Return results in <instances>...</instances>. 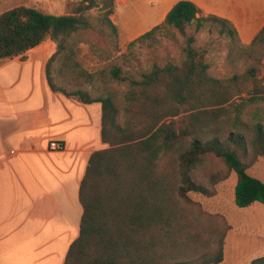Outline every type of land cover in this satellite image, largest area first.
Instances as JSON below:
<instances>
[{"label": "trees", "instance_id": "obj_1", "mask_svg": "<svg viewBox=\"0 0 264 264\" xmlns=\"http://www.w3.org/2000/svg\"><path fill=\"white\" fill-rule=\"evenodd\" d=\"M83 4L80 13L95 7L96 0H83ZM198 15L201 11L195 4L181 1L161 26L136 40L143 41L163 27L179 33L187 43L181 66H155L140 82L132 83L150 92L146 97L153 110L148 116L151 123L141 133L127 136L120 128L121 139L112 141L108 134L115 112L111 101L88 100L78 93L83 103L102 104L101 137L110 148L96 151L89 160L79 191L83 208L80 234L65 264L221 263L225 230L211 227L220 236L210 243L204 224L190 219L178 222L185 213L181 201L191 203L189 193L215 195L214 189L196 183L191 174L210 155L221 158L236 173L238 207L264 204V181L249 173L264 156V125H255L247 136L240 131L241 120L236 119L230 128L223 121L242 93L237 83L244 77L222 80L210 76L205 52L194 47L195 35L206 21L221 24L222 34L236 37V32L225 20ZM90 27L83 15H54L27 6L13 8L0 15V60L25 61L28 52L49 37L61 50L65 40ZM193 27L194 33L190 32ZM263 36L264 29L253 43ZM119 75L114 71L122 80ZM47 79L52 91L74 96L58 90L49 72ZM167 157L171 159L170 172L159 177L158 163ZM221 180L212 179V187ZM251 264H264V257Z\"/></svg>", "mask_w": 264, "mask_h": 264}, {"label": "rangeland", "instance_id": "obj_2", "mask_svg": "<svg viewBox=\"0 0 264 264\" xmlns=\"http://www.w3.org/2000/svg\"><path fill=\"white\" fill-rule=\"evenodd\" d=\"M128 1L142 2V11H153L156 7V0H96L95 7L80 13L83 0H0V15L27 6L49 14L87 18L91 27L65 40L63 49L60 50L50 37L45 41L43 47L50 52L47 72L54 86L65 94L74 95L71 96L73 99L78 100L81 97L78 93H82L88 100L102 98L111 101L115 112L113 121L109 122L108 134L112 141L121 139L120 128L125 135L133 136L151 123L148 116L153 110L149 109L146 97L150 92L145 93L143 87L132 83L140 82L143 75L155 66H181L186 60V39L163 27L154 35L136 42L163 23L129 37L127 28L136 27L140 14L137 6H128L130 9L125 11ZM222 28L221 24L206 21L195 35L194 47L205 52L210 76L222 80L244 77L237 83L242 93L234 99L223 121L230 128L236 119L241 120L240 131L249 136L255 125H264V36L255 44L243 46L236 37L222 34ZM194 31L195 27L191 28L190 32ZM114 71L122 80L114 76ZM108 148L110 145L104 143L100 147L102 150ZM170 160L167 157L158 163L157 176L164 177L170 172ZM249 173L264 181V156L249 169ZM191 174L196 183L214 189L215 195L207 197L201 193H189L191 203L181 201L185 213L178 222L183 224L190 219L204 224L208 231L206 240L210 243L220 236L211 227L226 231L224 258L219 264H251L264 257V204L255 203L247 208L235 204L237 175L219 157H205ZM219 177L223 180L213 188L211 180ZM66 259L67 256L65 262Z\"/></svg>", "mask_w": 264, "mask_h": 264}, {"label": "crops", "instance_id": "obj_3", "mask_svg": "<svg viewBox=\"0 0 264 264\" xmlns=\"http://www.w3.org/2000/svg\"><path fill=\"white\" fill-rule=\"evenodd\" d=\"M181 1L195 4L198 17L230 23L243 46L264 29V0H156L153 11L128 1L125 11L137 6L140 14L129 37L164 23ZM44 43L25 61L0 60V264H65L80 234V186L102 150L101 104L52 91ZM52 141L63 150L50 149Z\"/></svg>", "mask_w": 264, "mask_h": 264}, {"label": "built area", "instance_id": "obj_4", "mask_svg": "<svg viewBox=\"0 0 264 264\" xmlns=\"http://www.w3.org/2000/svg\"><path fill=\"white\" fill-rule=\"evenodd\" d=\"M50 149L60 151L63 150V145L60 144L58 141H52L50 143Z\"/></svg>", "mask_w": 264, "mask_h": 264}]
</instances>
